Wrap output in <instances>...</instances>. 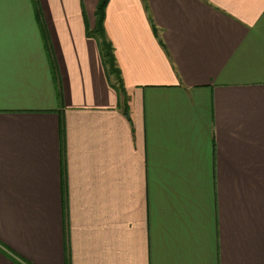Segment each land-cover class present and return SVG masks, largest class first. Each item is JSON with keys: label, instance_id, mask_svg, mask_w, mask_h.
<instances>
[{"label": "crops", "instance_id": "crops-1", "mask_svg": "<svg viewBox=\"0 0 264 264\" xmlns=\"http://www.w3.org/2000/svg\"><path fill=\"white\" fill-rule=\"evenodd\" d=\"M17 1L0 264H264V0Z\"/></svg>", "mask_w": 264, "mask_h": 264}, {"label": "trees", "instance_id": "trees-1", "mask_svg": "<svg viewBox=\"0 0 264 264\" xmlns=\"http://www.w3.org/2000/svg\"><path fill=\"white\" fill-rule=\"evenodd\" d=\"M109 0H98V3L94 10V26L91 30L87 31V36L95 39L99 45L100 54L102 55V61L103 65L108 71L111 76L114 77L115 85L114 87L118 93L123 92V87H121V80H120V74L118 69L116 68L112 47L107 42L105 32H104V17H105V9L108 4ZM120 86V87H119ZM126 101L124 99V102L122 103V107L126 109Z\"/></svg>", "mask_w": 264, "mask_h": 264}, {"label": "rangeland", "instance_id": "rangeland-1", "mask_svg": "<svg viewBox=\"0 0 264 264\" xmlns=\"http://www.w3.org/2000/svg\"><path fill=\"white\" fill-rule=\"evenodd\" d=\"M15 1H16L15 10H16V15L18 17V20H24L25 14L20 10L18 1L17 0H15ZM13 3H14V1L12 2V4Z\"/></svg>", "mask_w": 264, "mask_h": 264}]
</instances>
